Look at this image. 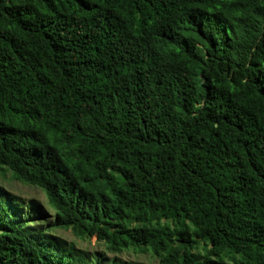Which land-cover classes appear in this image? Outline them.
Masks as SVG:
<instances>
[{"label": "trees", "instance_id": "16d2710c", "mask_svg": "<svg viewBox=\"0 0 264 264\" xmlns=\"http://www.w3.org/2000/svg\"><path fill=\"white\" fill-rule=\"evenodd\" d=\"M0 171L109 253L264 264V0H0ZM31 218L0 264H120Z\"/></svg>", "mask_w": 264, "mask_h": 264}, {"label": "rangeland", "instance_id": "374dc122", "mask_svg": "<svg viewBox=\"0 0 264 264\" xmlns=\"http://www.w3.org/2000/svg\"><path fill=\"white\" fill-rule=\"evenodd\" d=\"M0 192L7 194L16 200V205L25 215L33 216L29 227L36 233L41 231L44 236L54 240L65 248L72 247L82 256L93 258L104 257L107 260L117 259L120 264H158L150 254H136L133 251H124L120 254L109 253L105 245L96 240H81L73 236L71 232L51 230L54 219V211L50 207L45 194L39 189L24 186L15 180L9 172L0 171ZM50 229V231H47ZM36 236H39L37 233ZM81 257V256H79Z\"/></svg>", "mask_w": 264, "mask_h": 264}]
</instances>
